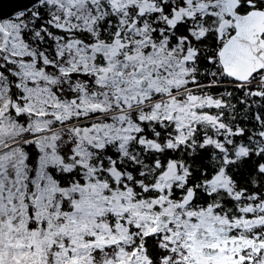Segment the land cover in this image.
Listing matches in <instances>:
<instances>
[{
    "label": "snow or ice",
    "instance_id": "snow-or-ice-1",
    "mask_svg": "<svg viewBox=\"0 0 264 264\" xmlns=\"http://www.w3.org/2000/svg\"><path fill=\"white\" fill-rule=\"evenodd\" d=\"M0 264H264V0L0 16Z\"/></svg>",
    "mask_w": 264,
    "mask_h": 264
},
{
    "label": "water",
    "instance_id": "water-1",
    "mask_svg": "<svg viewBox=\"0 0 264 264\" xmlns=\"http://www.w3.org/2000/svg\"><path fill=\"white\" fill-rule=\"evenodd\" d=\"M31 0H0V16L10 15L24 6H30Z\"/></svg>",
    "mask_w": 264,
    "mask_h": 264
}]
</instances>
